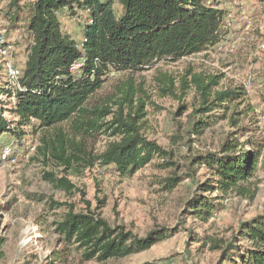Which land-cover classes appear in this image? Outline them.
<instances>
[{"label":"trees","instance_id":"1","mask_svg":"<svg viewBox=\"0 0 264 264\" xmlns=\"http://www.w3.org/2000/svg\"><path fill=\"white\" fill-rule=\"evenodd\" d=\"M62 13L83 27L81 46L63 30ZM0 16L8 20L11 31L24 30L28 52L20 79L22 90L8 87L0 68V97H15V106L9 112L19 118L16 128H12L6 111L0 108V138L16 135L25 127L40 132L37 153L63 169V177L54 173L43 176L54 189L72 195L76 189L68 177L82 175L97 164L112 167L124 178L133 177L157 161L163 170L176 167L174 154L142 133L140 120L144 115L140 108L134 107L135 92L130 82L122 85V101L116 103L117 112L109 106H93L89 101L112 73L140 71L163 60L179 61L220 44L225 34V11L220 3L216 0H0ZM78 65L81 66L77 69ZM190 84L186 79L184 90ZM192 84L201 92L203 102L192 116L188 140L183 146L192 150L195 142L192 136H204L224 122L236 129L228 132L218 151L196 154L190 162L195 170L204 168L205 172L200 178L192 177L195 188L184 214L207 223L224 209L225 201L231 196L254 199L264 141L248 137L256 129L241 125L243 119L256 111L243 87L220 90L221 76L208 80L194 77ZM112 114L113 121L105 125L112 130L114 140L101 154L94 155L88 139L97 140L103 121ZM172 139L177 145L183 140L178 135ZM156 182L164 191L172 192L180 186L182 178L172 174L158 177ZM27 197L39 203L44 201V197L34 194ZM49 205L52 210L63 206L56 202ZM53 226L59 240L78 252L83 262L102 264L148 251L178 232L164 228L141 239L124 227L110 225L100 213L91 210L89 202L85 211L77 212L70 207ZM189 239L188 247L192 242L212 245V250L220 252L221 264H264V213L242 223L228 240L204 238L193 231ZM4 244L1 238L0 261L4 258Z\"/></svg>","mask_w":264,"mask_h":264},{"label":"rangeland","instance_id":"2","mask_svg":"<svg viewBox=\"0 0 264 264\" xmlns=\"http://www.w3.org/2000/svg\"><path fill=\"white\" fill-rule=\"evenodd\" d=\"M221 9L225 11V34L220 44L179 61L163 60L140 71L112 73L104 87L89 101L93 106H109L117 112L116 103L122 101V85L130 82L135 92L134 107L140 108L144 115L140 120L142 133L174 154L176 167L173 169H160L157 161L133 177L124 178L112 167L97 164L82 175L68 177L76 190L67 195L54 189L43 178L45 173H54L59 177L64 174L55 162L37 153L40 132L25 127L16 135L6 134L0 138V157L3 146L16 149L11 158L0 161V239L5 240L4 258L0 264H102L83 262L80 254L61 242L54 232L53 224L70 207L77 212L85 211L87 202L91 204V210L100 213L110 225L124 227L141 239L164 228L178 230L174 236L158 242L148 251L104 264L222 263L220 252L212 250V245L192 242L188 247L190 233L193 231L204 238L228 240L237 233L242 223L264 213V150L253 200L233 195L225 201L224 209L207 223L186 216L184 209L195 188L192 177L200 178L205 172L204 168L195 170L190 165L191 159L196 154L218 151L228 132L236 130L224 122L208 130L204 136H192L195 141L192 150L183 146L188 140L187 131L192 116L203 102L201 92L192 84V79L201 77L208 80L221 76L220 90L235 86L246 90V85L248 101L256 111L243 119L241 125L256 129L248 137L264 141V1L230 0L222 4ZM63 15V30L81 46L83 27ZM1 36L7 37L8 45L13 47L10 57L0 56V68L7 82L5 63L9 61L23 70L28 54L27 41L23 29L11 31L8 20L0 16ZM186 79L191 84L184 90ZM14 106V99L0 97V108L6 111L5 116L12 128H16L19 120L9 112ZM126 106L129 107L128 104ZM113 119L112 114L103 121L101 134L95 142L88 139L89 149L94 155L101 154L114 140L112 130L105 125ZM176 135L183 139L178 145L172 139ZM172 174L181 177L182 182L172 192H166L156 179L171 177ZM32 194L44 197V201L30 200L27 195ZM50 202L63 206L52 210ZM52 254L54 256L50 259Z\"/></svg>","mask_w":264,"mask_h":264},{"label":"built area","instance_id":"3","mask_svg":"<svg viewBox=\"0 0 264 264\" xmlns=\"http://www.w3.org/2000/svg\"><path fill=\"white\" fill-rule=\"evenodd\" d=\"M218 3L224 4L229 2L230 0H216ZM232 1H236V0H232ZM13 47L11 45H8V42L6 41L5 37H0V56H2L3 58H8L10 57L11 53H12ZM81 65L76 66V68L78 69ZM5 68H6V76H7V84L8 87H10L11 89L14 90H22L21 85H20V79L22 77V68L18 67V66H14L11 62L7 61L5 63ZM246 90L248 91L247 86L245 85ZM12 99H14V101L16 102L15 97H13ZM33 122L35 123V121L33 120ZM3 154L2 157H0V161L3 160H7L8 158H11V156L14 154V150L15 147H11L10 146H3ZM1 149V151H2ZM170 264H175V263H170Z\"/></svg>","mask_w":264,"mask_h":264}]
</instances>
